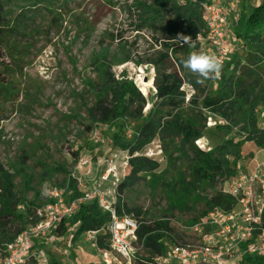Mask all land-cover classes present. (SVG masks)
Returning <instances> with one entry per match:
<instances>
[{
	"label": "rangeland",
	"instance_id": "374dc122",
	"mask_svg": "<svg viewBox=\"0 0 264 264\" xmlns=\"http://www.w3.org/2000/svg\"><path fill=\"white\" fill-rule=\"evenodd\" d=\"M137 1L3 0L5 16L20 21L21 29L12 40L14 59L6 51L0 57V77L8 83L7 87L0 88V162L6 169H11L13 163L27 172V175H18L15 183L17 191L25 193L21 211L27 213L29 220L35 217L37 209L50 202V189H65L73 182L81 192L97 186L110 191L112 178L103 179L107 169L104 160L127 150L123 144L136 140L141 126L158 107H162V100L156 94L155 79L164 80L171 70L158 71L153 64H137L151 57L155 50L162 51L163 42L161 33L153 32L142 21ZM259 2L261 0H224L222 3L229 13V21L235 23L238 11H250ZM233 44L232 54L223 64L219 78L204 80L199 88L183 79L181 90L185 97L176 100L181 103V111L190 112L194 107L190 99L195 96L201 97L197 99L201 104L207 94L216 95L231 74L243 81L247 89L252 83L261 85L264 81L262 64L248 66L247 62L253 52L251 44L238 41ZM105 47L109 49L108 60L114 75L119 77L126 72L146 98L140 119L122 116L110 124L97 122L90 116L88 109L104 97L95 95L89 86L92 81L100 89L92 58ZM199 51L214 55L207 41H200L195 52ZM129 53L133 60L118 64ZM176 72L198 80L187 69L181 71L177 67ZM263 107L264 101L256 109L259 124L264 119ZM163 109L167 111L169 106H163ZM204 112L207 128L204 136L194 144L200 150L210 151L227 139H240L245 135L241 124L231 130L216 129L217 123L228 122L212 110ZM114 136L119 144L113 142ZM181 141L176 134L160 133L139 153L153 155L150 150L161 147L148 157L158 164L154 173H141L135 183L120 194L119 183L114 195L117 201L121 200L126 208L132 209L134 217L148 221L167 220L179 242L196 243L198 237L191 229L192 221L206 220L210 213L207 201L227 189L239 171L254 169L251 159L260 148L254 142H246L242 157L232 162L233 176L215 174L198 190L194 188L195 182L190 183L186 193L182 188L186 183L178 180L191 178L192 168L200 155L194 147ZM122 153L128 155L127 151ZM130 158L131 153L126 174L131 169ZM81 161L87 163L80 166ZM183 195L186 197L184 204L179 200ZM164 242L168 243L169 239ZM104 245V249L110 248L109 236ZM134 247L138 248L137 257H148L149 250L142 248L141 243L135 242ZM35 248L47 257L49 264H106L98 240H89L85 233L78 235L73 230L63 235L55 231L47 243L37 240ZM113 261V264H126L122 260ZM29 264L34 262L30 260Z\"/></svg>",
	"mask_w": 264,
	"mask_h": 264
},
{
	"label": "trees",
	"instance_id": "16d2710c",
	"mask_svg": "<svg viewBox=\"0 0 264 264\" xmlns=\"http://www.w3.org/2000/svg\"><path fill=\"white\" fill-rule=\"evenodd\" d=\"M204 2H214V0L137 1V8L141 12L142 21L148 24L153 32H160L163 40L162 51L155 50L151 53V57L145 61H138L137 64L149 63L157 67L158 71L161 69L171 71L164 80H159L158 77L155 79L156 94L162 100V107H158L149 120L141 126L136 140L126 145L123 144V147L129 149L131 153V169L119 184V194L124 189L130 188L141 173H154L158 167L157 162L145 155H135V153H140L160 133L176 134V137L181 138L182 143L186 142L194 147L200 155L192 168L191 178L188 181H185V177L178 180L186 183V185H182L186 193L190 183L195 182L194 188L198 190L206 180L215 174H223L228 178L233 176L235 167L232 162L242 157L246 142H254L259 148H264V130L259 124L260 119L256 111L259 104L264 101V81L259 86L252 83L247 89L244 87L243 81L237 80L235 74H231L226 77L224 86L219 88L216 95L207 94L202 98L201 104L197 100H200L201 97L195 96L190 99L191 105L194 106L189 110L190 112L181 111V103L176 102L177 99H184L185 97V92L181 90L184 83L183 79H186L193 87L199 88L201 86V82L198 80L180 76L176 72V68L178 67L181 71L185 70L182 60L199 48L200 41L197 40V37L206 32L202 10ZM5 11L4 2L0 0V57H2L3 51H6L14 59L16 55L13 51L15 44L12 40L13 36L21 29V22L7 19ZM237 13H239V18L233 24L232 36L238 42L251 44L253 52L247 58L248 66L262 64L264 78V0L257 3L250 11L242 9ZM186 36L191 37L192 42L185 43L183 37ZM193 43L194 46H192ZM108 59L109 49L106 47L96 52L92 58V64L99 76L100 89L98 90L92 81H89V86L95 95L104 97H100L97 103L88 109L91 118L100 123L110 124H114L122 116L140 119L143 116L142 110L146 98L137 88L136 83L129 79L126 72L119 77L114 75ZM130 60L133 59L129 53L127 56H123L118 64H124ZM134 62L136 63V61ZM7 84L4 78L0 77V88L7 87ZM134 105L137 107H133ZM163 106H169V109L166 111ZM134 108H136V113L133 112ZM206 109L212 110L228 122L225 124L217 123L216 129L231 130L235 125L241 124L245 135L240 139H227L210 151L200 150L194 144L204 136V130L207 128V116L204 112ZM113 139L115 144H119L116 136ZM18 175H27V172L13 163L11 169H6L0 162L1 255L5 254L6 244L13 242L30 223L36 220L35 217L29 220L27 213L21 211L25 193L20 194L16 189L15 178ZM65 190L69 200L79 198L84 193L79 191L73 182L69 183ZM184 198H186L184 195L179 198L183 204L186 201ZM236 204V200L232 196L220 191L207 201L210 210L208 213L218 208L229 212L236 207ZM116 209L120 216H131L140 222L138 238L141 247L147 248L149 254L148 257L138 256L134 264H160L157 258L166 254L170 242L175 240L179 242L169 221L164 219L148 221L134 217L132 209L126 208L119 199ZM197 220L192 221L191 229L200 222ZM109 221V213L100 208L97 200L83 201L79 203L76 213L63 218L56 232L63 235L68 230H73L75 234H84L90 230H102ZM107 238L108 235L101 231L98 236V243L103 249ZM166 238L169 239L168 243L164 242ZM238 264H264V257L246 254Z\"/></svg>",
	"mask_w": 264,
	"mask_h": 264
},
{
	"label": "built area",
	"instance_id": "2783aa9c",
	"mask_svg": "<svg viewBox=\"0 0 264 264\" xmlns=\"http://www.w3.org/2000/svg\"><path fill=\"white\" fill-rule=\"evenodd\" d=\"M202 10L206 32L199 34L197 40L209 42L214 47V55L219 57L223 65L232 54L229 13L221 1L204 2ZM238 18L239 13H236V20ZM260 126L264 130V119ZM158 150H161L160 146L150 152L154 155ZM124 151L128 155H123ZM129 153V149L123 150L104 160L107 169L103 179L112 178L113 188L110 191L97 186L83 191L81 197L69 200L65 189H50L51 201L37 209L36 220L13 242L6 244L0 264H29L31 258L38 264H49L45 255L35 251L36 241L47 243L63 218L76 213L80 202L94 200H97L104 212L109 213L110 221L102 230L86 232L87 239L98 240L102 231L110 238V248L102 249L104 262L113 264V260H122L126 264H134L138 253L134 243H140V222L131 216L119 215L116 209L117 197L114 195L118 184L125 178ZM144 155L153 156L146 152ZM86 163L81 161L80 166ZM222 192L236 200V207L229 212L222 208L210 212L206 220L192 227L198 241H174L166 254L157 258L160 264H238L246 254L264 257V159L251 172L239 171L229 187Z\"/></svg>",
	"mask_w": 264,
	"mask_h": 264
},
{
	"label": "clouds",
	"instance_id": "9594fccd",
	"mask_svg": "<svg viewBox=\"0 0 264 264\" xmlns=\"http://www.w3.org/2000/svg\"><path fill=\"white\" fill-rule=\"evenodd\" d=\"M185 43L192 42L191 37H183ZM194 46V43L193 45ZM183 67L198 77V82L209 78H219L222 73V61L219 57L205 51L191 52L182 60Z\"/></svg>",
	"mask_w": 264,
	"mask_h": 264
},
{
	"label": "crops",
	"instance_id": "0c3cea01",
	"mask_svg": "<svg viewBox=\"0 0 264 264\" xmlns=\"http://www.w3.org/2000/svg\"><path fill=\"white\" fill-rule=\"evenodd\" d=\"M221 1V0H220ZM221 2H223L224 3V0H222ZM225 6V5H224ZM227 9V8H226ZM234 22H237L236 21V14H235V19H234ZM230 24L231 25H229V30H230V42H231V46L233 47V42H237L236 41V39H234L233 38V36H232V31H233V22L231 23L230 22ZM208 43V42H207ZM211 47H212V49H213V51H214V47L211 45ZM263 159H264V148H260V150L257 152V154H255L254 156H253V158L251 159V163H253V167L255 168L256 167V165L258 164V163H260L261 161H263ZM53 234V233H52ZM52 234H51V237H52ZM31 261L32 262H34L35 260L33 259V258H31ZM35 264H36V261H35Z\"/></svg>",
	"mask_w": 264,
	"mask_h": 264
},
{
	"label": "water",
	"instance_id": "95a60500",
	"mask_svg": "<svg viewBox=\"0 0 264 264\" xmlns=\"http://www.w3.org/2000/svg\"><path fill=\"white\" fill-rule=\"evenodd\" d=\"M146 81H148V79H145Z\"/></svg>",
	"mask_w": 264,
	"mask_h": 264
}]
</instances>
